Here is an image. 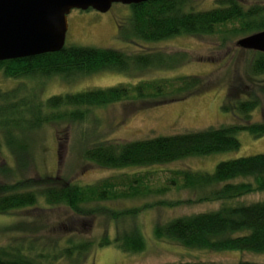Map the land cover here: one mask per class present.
Masks as SVG:
<instances>
[{
    "label": "trees",
    "instance_id": "16d2710c",
    "mask_svg": "<svg viewBox=\"0 0 264 264\" xmlns=\"http://www.w3.org/2000/svg\"><path fill=\"white\" fill-rule=\"evenodd\" d=\"M247 1L253 3L246 4ZM129 7L131 13L127 23L117 27V36L123 40L159 41L182 35L218 33L221 40L226 41L264 30V0H215L214 7L203 10L194 9L192 0H148ZM185 59L183 52L166 54L155 50L131 54L113 48L71 45L54 52L0 61L3 76L24 77L35 82L31 86L20 83L13 89H0V156L3 157L0 164V215L34 206L38 204V196H42L48 205H64L75 214L84 215L95 211L83 207L91 201L139 197L142 192L156 190L164 192L166 187L150 190L145 175H120L80 186L53 175L25 178L24 172L32 144L31 133L45 125L80 124L89 120L91 108L127 99L168 103L204 89L201 77L177 75L144 80L133 86L119 84L43 98L40 92L45 79L60 77L73 81L107 70L131 73L148 68L174 69ZM248 72L251 76L264 73V52H253ZM261 91L264 93V88ZM257 99L251 93L239 98L233 88L226 93L222 108L238 111L243 123L134 141H97L85 146L82 155L100 167L124 168L234 150L240 145L235 136L238 130H247L254 137L264 135V122L249 121L250 113L259 105ZM78 134L84 140L91 133L80 127ZM173 174L181 180V188L195 195V200L184 203L219 202L220 205L212 211L182 215L158 224L154 229L156 238L213 251L264 252V201L233 203L244 195L264 191V153L221 161L212 172L183 169ZM170 181L175 183L173 178ZM176 203L155 202L161 205ZM136 211L133 208L124 213ZM115 241L128 253L139 252L145 245L137 231L123 234ZM108 243L107 239L100 242L101 245ZM31 245L10 243L0 246V264H42L39 259L26 254L25 249L30 250ZM65 250L66 253L69 251ZM232 264L257 263L240 261Z\"/></svg>",
    "mask_w": 264,
    "mask_h": 264
},
{
    "label": "rangeland",
    "instance_id": "374dc122",
    "mask_svg": "<svg viewBox=\"0 0 264 264\" xmlns=\"http://www.w3.org/2000/svg\"><path fill=\"white\" fill-rule=\"evenodd\" d=\"M192 1L196 10L215 6V0ZM130 13L129 5L121 3L112 4L106 12L92 8L72 9L67 15L64 46L113 48L131 54L155 50L166 54L183 52L186 55L184 63L174 69L148 68L131 73L107 70L73 81L51 77L45 79L40 96L45 98L119 84L133 86L144 80L177 75L201 77L204 89L168 103L153 104L127 99L91 108L89 120L80 124L61 122L45 125L31 133L32 144L24 177L53 175L84 186L120 175H145V183L150 190L167 189L164 192H142L139 197L91 201L83 207L95 211L84 215H77L64 205H48L42 196H38V204L0 215V246L20 243L26 247L31 243L30 250L25 249L26 254L39 259L42 264H232L240 261L264 264V252L193 248L171 239H158L154 234L155 227L160 223L182 215L212 211L220 205L219 202L184 203L196 198L193 192L181 188V180L174 177L175 171L212 172L221 161L264 153V135L254 137L247 130H238L235 133L240 143L237 149L189 156L162 164L107 168L83 157L82 149L92 142L134 141L243 123L238 111L222 108L226 93L232 88L239 98L247 97L248 93L258 98L259 105L250 113L249 121L264 122V93L261 91L264 88V73L258 76L249 74L248 63L254 50L240 47L237 44L240 37L222 41L221 35L215 33L182 35L159 41L123 40L117 36V27L127 23ZM20 83L35 85L31 79L5 77L0 72L1 90L13 89ZM80 127L89 129L92 135L80 139ZM2 162L3 157L0 156V164ZM171 178L175 179V183L170 181ZM159 200L179 204H155ZM258 201H264V191L244 195L233 203ZM133 208L137 211L124 213ZM134 231L142 236L144 249L135 253L125 252L115 240ZM104 239L109 243L101 245ZM65 249L69 251L66 253Z\"/></svg>",
    "mask_w": 264,
    "mask_h": 264
},
{
    "label": "water",
    "instance_id": "95a60500",
    "mask_svg": "<svg viewBox=\"0 0 264 264\" xmlns=\"http://www.w3.org/2000/svg\"><path fill=\"white\" fill-rule=\"evenodd\" d=\"M148 0H0V61L60 50L72 9L108 11L112 4ZM248 50L264 52V30L238 39Z\"/></svg>",
    "mask_w": 264,
    "mask_h": 264
}]
</instances>
